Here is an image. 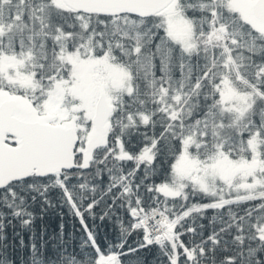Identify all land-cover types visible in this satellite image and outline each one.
<instances>
[{"label":"snow or ice","instance_id":"1","mask_svg":"<svg viewBox=\"0 0 264 264\" xmlns=\"http://www.w3.org/2000/svg\"><path fill=\"white\" fill-rule=\"evenodd\" d=\"M0 264H264V0H0Z\"/></svg>","mask_w":264,"mask_h":264}]
</instances>
